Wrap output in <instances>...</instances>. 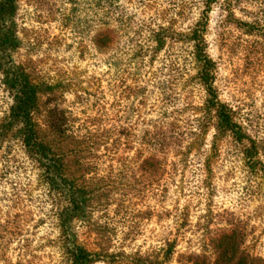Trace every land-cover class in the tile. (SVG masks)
I'll list each match as a JSON object with an SVG mask.
<instances>
[{"label":"rangeland","instance_id":"rangeland-1","mask_svg":"<svg viewBox=\"0 0 264 264\" xmlns=\"http://www.w3.org/2000/svg\"><path fill=\"white\" fill-rule=\"evenodd\" d=\"M104 3L108 21L95 0H18L15 16L19 47L12 59L34 85L50 88L38 95V126L44 129L46 109L55 105L74 125L95 120L109 129L107 151L98 149L94 161L97 191L85 217L71 225L76 242L98 254L94 264H193L195 255L211 261V239L234 229L240 249L264 261V178L246 167L240 145L226 136L212 144L211 127L198 146L182 149L184 156L156 154L141 139L147 120L164 111L186 123L202 117L205 92L184 38L200 2ZM263 4L240 0L231 17L250 21L246 13ZM218 15L211 7L204 33L213 86L221 102L254 125L264 165V34L246 35ZM160 28L180 38L167 39L149 62L140 51ZM98 32L109 37L102 48L94 44ZM159 69L168 73L162 95L151 86ZM9 104L0 84V119ZM4 152L18 174L0 179V264H68L39 171L13 137L2 144L0 167ZM148 157L155 164L143 166ZM166 243L173 249L162 260Z\"/></svg>","mask_w":264,"mask_h":264},{"label":"trees","instance_id":"trees-1","mask_svg":"<svg viewBox=\"0 0 264 264\" xmlns=\"http://www.w3.org/2000/svg\"><path fill=\"white\" fill-rule=\"evenodd\" d=\"M95 1L101 16L108 21V6L104 3L107 0ZM198 1L201 5L199 17L184 38L192 45V58L198 66L196 79L205 92L201 108L202 117L186 123L177 117V112L168 114L164 111L159 117L147 120L148 128L142 131V142L156 154L173 152L175 155L184 156L182 149L188 150L192 146H198L206 129L211 127L215 132L212 135V144L217 137H229L241 146V155L246 167L253 172H259L264 178V165L257 158L259 146L256 129L248 118L237 115L218 99L213 86L215 64L207 54V44L204 40L210 8L216 7L221 18L231 17V9L237 6L240 0ZM17 9L18 0H0V84L10 98V104L0 119V150L2 144L13 137L22 147L25 158L39 171L38 180L45 187L44 197L55 210L60 247L68 264H94L100 260L98 254L87 251L76 242L71 225L73 221H80L85 217L97 191L95 181L99 179H95L94 161L99 159L96 154L98 149L107 151L109 129L95 120L88 122L89 127L84 122L74 125L75 119L55 105L46 109L44 129L38 126L35 119L38 95L43 93V89L50 88L34 85L24 68L12 59L14 51L19 47L15 23ZM246 14L250 16V21H239L231 17L230 22L246 35L264 34V4L258 6L253 14ZM178 38V34L172 35L160 28L148 37L152 45L140 53L151 62L154 55L163 49L167 39L179 40ZM108 42L109 37L103 32L95 34L94 44L97 48L104 47ZM161 70L152 75L151 86L162 95L165 94L167 81L164 77L168 73H161ZM155 162L153 157H148L142 161V165L150 166ZM12 171L18 174L16 167L7 159V152H4L0 179ZM10 189L21 191L18 187L11 188V185ZM8 204L10 206V203ZM241 242V236L236 230L222 232L210 241L213 259L205 261L202 255H195L193 264H264L262 259L249 256L240 249ZM172 249V243H166L162 260L169 257ZM135 262L145 264L140 259Z\"/></svg>","mask_w":264,"mask_h":264}]
</instances>
